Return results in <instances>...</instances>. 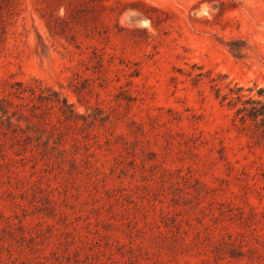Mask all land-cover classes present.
I'll return each instance as SVG.
<instances>
[{"label": "rangeland", "instance_id": "1", "mask_svg": "<svg viewBox=\"0 0 264 264\" xmlns=\"http://www.w3.org/2000/svg\"><path fill=\"white\" fill-rule=\"evenodd\" d=\"M68 1L53 31L48 0L0 18V84L77 113L47 110L51 159L5 142L0 264H264V142L233 99L264 94V0Z\"/></svg>", "mask_w": 264, "mask_h": 264}, {"label": "trees", "instance_id": "2", "mask_svg": "<svg viewBox=\"0 0 264 264\" xmlns=\"http://www.w3.org/2000/svg\"><path fill=\"white\" fill-rule=\"evenodd\" d=\"M103 1L98 0L103 7H108ZM17 3L18 0H0V18L4 10L11 13ZM69 4L70 1L67 0H48L45 10L49 14L47 25L51 31L68 23L71 18ZM62 6L66 11L60 14L59 9ZM258 95L243 100V95L238 92L233 97L242 104L236 112V126L250 131L255 143L264 142V94L259 91ZM53 107L59 108L65 120H74L77 117L73 105L68 103L67 98L61 97L60 92L50 86L43 85L42 81L5 80L0 84V155L5 156L4 144L7 140H12L10 145L14 148L16 156L24 157L23 159H51L54 150L64 152L65 149L61 148L62 129L46 116L47 110ZM30 131L35 133L36 144L32 143ZM43 136L46 138L43 139ZM26 152L31 153L29 157L25 155ZM11 160L18 159L11 157Z\"/></svg>", "mask_w": 264, "mask_h": 264}]
</instances>
